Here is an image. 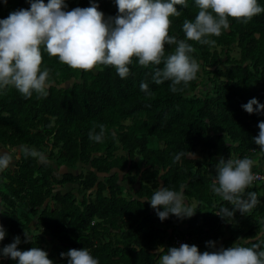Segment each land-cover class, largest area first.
I'll use <instances>...</instances> for the list:
<instances>
[{"label":"trees","instance_id":"trees-1","mask_svg":"<svg viewBox=\"0 0 264 264\" xmlns=\"http://www.w3.org/2000/svg\"><path fill=\"white\" fill-rule=\"evenodd\" d=\"M95 2L106 17L118 14L114 0ZM66 3L68 10L90 6V0ZM187 3L177 6L182 15L172 18L170 34L178 39H185L183 20L197 13L195 0ZM258 3L264 7V0ZM29 7L28 0H0V19ZM229 23L222 35L209 37L215 46L188 41L201 68L175 93L171 81L157 85L152 79L163 63L145 68L133 58L129 76L121 79L112 67L73 70L47 53L46 97L25 98L13 87L0 90V145L19 153L0 176V223L7 232L0 247L19 236L20 250L46 251L47 236L60 245L47 252L54 264H67L60 254L83 248L99 264H159L153 249L175 247L174 236L187 237L201 252L212 250L209 241L218 243L216 249L248 239L264 247V184L254 181L246 190L256 192L259 203L245 215L237 211L233 220L218 216L233 205L212 191L220 158L248 157L255 161L252 171L264 168V153L253 140L264 113L250 115L242 108L253 98L264 105V13L247 23L231 18ZM174 48L166 46L165 54ZM142 82L150 94L141 91ZM99 125L105 127L102 142L90 140L89 132L98 133ZM21 146L43 153L44 160L25 155ZM180 152L196 158L176 161ZM54 164L78 168L77 173L55 175ZM66 185L80 197L62 192ZM181 185L195 215L161 221L146 199L158 188L180 191ZM35 215L40 233L30 235ZM5 264L17 262L7 258Z\"/></svg>","mask_w":264,"mask_h":264},{"label":"clouds","instance_id":"clouds-1","mask_svg":"<svg viewBox=\"0 0 264 264\" xmlns=\"http://www.w3.org/2000/svg\"><path fill=\"white\" fill-rule=\"evenodd\" d=\"M28 3L29 8L13 11L7 18L0 19V90L13 87L25 98H31L33 93L41 97L48 95L51 70L42 67L44 53L58 58L60 64L73 70L90 72L100 66L112 67L121 79L129 76L133 58L145 68L163 63L162 69L154 70L152 79L157 85L171 81L170 90L175 93L181 90L178 86H187L194 81L201 68L192 56L196 49L188 41L215 46L216 41L209 37H219L229 30L230 18L247 23L264 13L258 0H195V18L183 20L185 39H178L170 34L172 18L182 15L177 6L187 8V0H114L118 9L114 17H106L95 0H90L89 7L71 10H68L66 0H48L47 3L28 0ZM171 45L175 48L166 55V46ZM140 88L149 93L146 82H142ZM242 108L250 115L264 113V105L255 98ZM98 127V133L95 128L89 132V139L102 142L105 127ZM258 128V136L253 140L264 153V121ZM21 149L25 155L44 160L43 153L35 149L27 146H21ZM183 156L196 158L194 153L180 152L175 160L179 161ZM12 163L11 153L0 151V172ZM254 163L248 157L219 159L212 191L233 205L232 210L221 208L218 216L222 219L233 220L237 211L245 215L259 203L256 192L246 193L256 179L252 171ZM183 188L181 185V190L175 191L161 187L146 199L161 221L170 215L180 220L195 215L196 210L185 201ZM161 207L163 211H160ZM6 235V229L0 223V242ZM24 242H29L26 234ZM20 244L21 239L17 236L12 243L0 247V258H10L17 264H54L40 247L20 250ZM207 247L212 250L201 252L196 245L187 243L167 250L160 246L155 255L159 264H264V247L251 239L219 249L214 241H209ZM60 255L67 259V264H99L86 248L70 249Z\"/></svg>","mask_w":264,"mask_h":264},{"label":"crops","instance_id":"crops-1","mask_svg":"<svg viewBox=\"0 0 264 264\" xmlns=\"http://www.w3.org/2000/svg\"><path fill=\"white\" fill-rule=\"evenodd\" d=\"M0 151H9L11 153V155L13 156V162L16 158H18L19 156V153H18V150L15 149L14 152H12L10 149L8 148H5L3 146L0 145ZM13 164V163H12ZM12 166V165H11ZM82 166V165H81ZM54 174L57 175V174H61V173H65V172H74V173H77V169L76 170H72L70 168H67L65 166H59L58 168H56V165L54 164ZM79 167V166H78ZM0 176H1V172H0ZM0 183H1V179H0ZM58 189V188H57ZM62 192H65V191H71L74 195V197L78 198V196L80 197L79 195V192L77 190V188L71 186V185H66V187L64 188V190H61ZM31 215H29L30 217ZM37 222H38V218L37 216H33L31 217V221L29 222V230H30V235H35V234H39L40 231L37 230ZM186 223L185 222L184 224H182L180 226L181 227H185L186 226ZM218 245V243L216 244ZM56 246H60L56 241L52 240L50 237H47L46 236V241H45V250L46 252L50 251L51 249H53L54 247ZM162 246L165 250L167 249V245L166 244H162V245H159V246H156L154 249H153V252H155V250ZM7 260V258H0V264H5V261Z\"/></svg>","mask_w":264,"mask_h":264},{"label":"built area","instance_id":"built-area-1","mask_svg":"<svg viewBox=\"0 0 264 264\" xmlns=\"http://www.w3.org/2000/svg\"><path fill=\"white\" fill-rule=\"evenodd\" d=\"M253 173L256 176V179L254 181L264 184V168L257 170V171L253 170ZM173 243L175 247H178L182 243H188V239L187 237H175L174 236Z\"/></svg>","mask_w":264,"mask_h":264},{"label":"rangeland","instance_id":"rangeland-1","mask_svg":"<svg viewBox=\"0 0 264 264\" xmlns=\"http://www.w3.org/2000/svg\"><path fill=\"white\" fill-rule=\"evenodd\" d=\"M12 152H14V149H10ZM193 206H194V204H193Z\"/></svg>","mask_w":264,"mask_h":264}]
</instances>
